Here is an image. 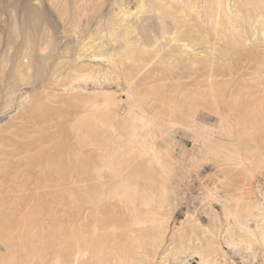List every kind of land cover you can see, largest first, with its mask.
<instances>
[{
	"label": "rangeland",
	"instance_id": "obj_1",
	"mask_svg": "<svg viewBox=\"0 0 264 264\" xmlns=\"http://www.w3.org/2000/svg\"><path fill=\"white\" fill-rule=\"evenodd\" d=\"M153 1L167 3L163 14L168 23L174 18L187 27L201 23L191 36L181 33L191 50H176L170 44L142 49L134 43L141 31L151 39L161 32ZM191 1L0 0V56L22 49L24 31L15 30L11 17L29 2L32 8L41 6L48 16V26L39 24L33 36L37 46L42 29L50 32L52 48L44 49L49 57H43L39 67L47 65L55 74L45 81V90L32 89L30 83L21 85L32 76L30 72L20 75L15 102L8 106L10 89L1 80L10 64L0 59V108L8 106L0 111V138L7 132L11 138L0 148V221L10 224L15 211L25 207L29 208L26 222L43 221L49 226L54 221H72L67 199L73 160L85 158L95 147H102L98 151L111 164L128 163L137 155L145 158L149 152L154 161L141 163L149 165H143L146 171L152 168L170 179L168 202L159 209L163 225L154 228H160V235L147 255L148 264L178 261V243L190 234L180 233L181 222L189 223L194 232L190 244L203 242L201 231L221 236L226 223L221 202L236 208L238 201H248L255 217L263 219L264 118L249 122L246 106L250 93L264 85V41L260 42L264 29H246L245 18L253 20V9L250 5L242 9L237 0H224L226 9L221 11L212 0H198L189 12L186 6ZM217 12L236 21L237 30L249 36L248 45L231 46L237 37L234 30L231 34L226 30L228 37L222 26L218 27L221 33L211 30V16ZM93 54L106 59L96 60ZM25 90L29 93L22 107L19 97ZM135 136H139L137 141ZM31 143L37 149L25 157L21 152ZM143 146L150 147L148 152L140 150ZM132 147L139 151L130 152ZM172 201L175 209L169 214ZM88 221H102V214ZM234 228L237 248L222 243L223 255L217 254V260L221 264H264V245L253 241L246 247ZM186 260L195 264L198 258L187 256Z\"/></svg>",
	"mask_w": 264,
	"mask_h": 264
},
{
	"label": "bare ground",
	"instance_id": "obj_2",
	"mask_svg": "<svg viewBox=\"0 0 264 264\" xmlns=\"http://www.w3.org/2000/svg\"><path fill=\"white\" fill-rule=\"evenodd\" d=\"M212 1L215 2V8H217V11L226 9L224 0ZM241 1L242 0H237L238 5L242 9H244L247 5H250L251 9H253L251 12L253 15V20L250 17L245 18L246 29L249 28L250 30L256 32L258 29V31L262 32L264 29V0H246V2L240 5L239 2ZM153 2V9L159 18H161V32L157 38L151 39L149 38L150 36H148L149 34L147 35L146 32L141 31L134 36V43L140 46L142 49L147 47L151 48L155 45H165L166 47L170 44V46H175L174 48H176V50H182L183 47L191 50V46L187 44L188 42L186 43V37H183L184 35H181V33L185 34L186 36V34H190L192 29L195 27L200 28L201 23H196L195 25L190 24V26L187 27L186 24H183L179 21L180 19L175 20V18L173 21H171V23H168L163 14V5H167V3L165 2L163 5H161L159 2ZM191 2L194 3L189 2V4L187 3L186 6L189 12L195 10V2L199 3L198 0H192ZM178 7L180 6L178 5ZM219 13L217 12L211 16L213 17L212 20L210 19L211 27H208H210L211 30L216 34L220 32L218 30L220 26L224 28V32L227 30V32L229 31L230 33V31L234 30L236 31L237 37L235 35L234 37L231 36L234 38V41L231 42L233 45H230H248L249 42L247 41L249 36L247 39V36L244 37V34H241L244 31L241 32L237 30L238 27L236 21L231 19L227 13L221 12L222 15ZM220 17L221 19L222 17L226 18L222 19L221 21ZM11 18H13L12 25L15 30L24 31V45L22 46V49H17L14 54L8 56L2 54L0 56L2 61H7L10 64V70L8 73H5L6 77L1 80L5 82L8 85V89H10L11 100L8 102V106H12L15 102L16 95L18 93L16 85L20 80V75H27L30 72L31 74L29 76H32V80L23 81L21 82V85L30 83L32 89L38 90H45L46 86L48 85V83H45V81L55 75L51 70V67L47 65L39 67L40 60H42L43 57H49V55H44V49H49L51 51L52 48L53 38L50 32L42 29L41 39L37 46V40L33 36L34 33H37L36 29L38 26L41 25L43 27V25L48 24V16L43 8L41 6L32 8L29 6V2H26ZM196 19L198 21L197 17ZM203 21L204 23L206 22L205 20ZM194 32L197 33L196 31ZM227 32L225 34H227ZM191 35L192 34H190V36ZM180 36L182 37L180 38ZM217 36L220 37L221 35L219 36L218 34ZM225 39L227 40V38ZM259 39L256 41H259ZM191 40L189 42H191ZM261 41L263 42L264 40L261 39L260 42ZM251 42L253 41L251 40ZM33 49L35 51V55L32 53ZM230 49L232 50L231 47ZM91 56H94L93 58L96 60H102L103 58L106 59V57L102 54H93ZM28 93L29 92L25 90L20 94L19 103L22 107H24L26 103ZM221 96L222 95H220V97ZM221 98H223V96ZM8 106L0 108V111H3ZM37 106L38 105H36V107ZM39 108L37 109L40 110ZM246 109L249 114L247 118L249 122L258 118H264V85L260 89H257V91L253 90L250 93V100L247 102ZM57 124L58 122L56 125ZM11 135L14 136L13 134ZM257 135L255 134V136ZM255 136L253 139H255ZM1 137L0 148H2L5 140L11 139L10 133L8 132L3 133ZM137 137L135 136L134 138L136 141L138 140ZM139 139V141H141V138ZM135 140L132 139L133 142ZM41 141L45 142L43 140ZM37 142L35 141V143ZM53 142H56V140ZM251 142L253 141H250L249 143ZM35 146L36 144L33 145L31 143L30 146L21 153H23L24 156L29 155L30 150L34 151ZM89 146L91 145L89 144ZM95 148L97 149L92 151H89V149H91L89 148V152H87L88 154H85V158L78 159L77 157V159L73 160L74 171L69 178L70 195L67 199L68 205L71 207L69 208L73 218L72 221H54L53 224L48 226V224L44 223L43 221H23V219L28 215L29 208L25 207L23 210L15 211V215L13 214L14 221H12L10 224L5 221H0V264H148L147 255L150 254L152 247L156 243V239L160 235V228L157 231H155L154 228L163 225V218H161L159 209L161 206L165 205L169 199V178L163 174L158 175L157 173L151 171V167V169L149 168L150 170L148 169L149 171H146V168H148L146 165H149L143 164L145 165V168L141 164L145 163V161L147 163L148 161L153 160L154 156L148 152L150 147L143 146L140 149L142 151L144 150L148 152L146 154L147 157L143 158L142 154V157L137 155L138 157H132L133 159L128 163L124 161V164H120L121 162H118L120 160L117 161L118 164H111L112 162L110 163L106 160L107 156L104 153L98 151L99 149L101 150L102 147ZM38 150L40 154V149L38 148ZM43 150L46 152V149ZM8 151L9 153H12L10 150ZM129 151L137 152L139 151V148L132 147L129 149ZM33 155L36 156V152L35 154L33 153ZM32 157L34 158V156ZM111 160L112 159L110 158V161ZM127 160L129 161V159ZM82 195H84V199L87 200H83L81 198ZM87 195L90 197L89 200L86 197ZM39 198H41V196H39ZM247 202L240 203V201H238L236 208H231L226 203L221 202L224 208L226 219L225 226L221 231V236H219V232H215V236H210L208 233L203 234V231H201L200 233L204 238L203 242L199 245L190 244L189 241L194 236V232L192 231L191 225L189 223L181 222L182 226L179 228L180 233H188L189 231L190 234L188 233L189 235L186 236L184 240L185 242H182V239V241L178 243L179 248H177L176 251L179 253V257H175L178 261H174V264H187V256H190V258L193 256L197 257L198 260L194 261L195 264H221L216 258L217 254L223 255L221 244L223 243L231 248L234 247V249L237 248L236 243L238 241L235 242L233 238L235 231L234 226L237 228V235L243 238L241 240L245 243L246 247H249L253 241L260 242L264 245V217L262 220L260 219L261 221L256 218L252 210L249 209V203ZM173 205L174 203L172 201L169 208V214L174 212L172 211L175 209V206ZM175 205L177 206L178 204ZM262 205H264V202ZM99 213L102 214V221H88L90 216L98 215ZM212 226L214 227L213 222ZM219 237L222 239V242L218 240ZM174 249L176 248L174 247ZM166 251L167 250H165L163 254ZM163 257L164 256H160V260H162ZM220 257L222 258V256Z\"/></svg>",
	"mask_w": 264,
	"mask_h": 264
}]
</instances>
